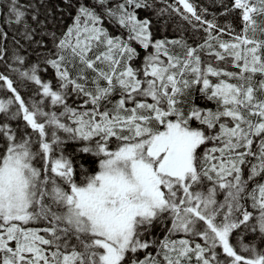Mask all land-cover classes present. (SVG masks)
Segmentation results:
<instances>
[{
    "label": "snow or ice",
    "instance_id": "snow-or-ice-1",
    "mask_svg": "<svg viewBox=\"0 0 264 264\" xmlns=\"http://www.w3.org/2000/svg\"><path fill=\"white\" fill-rule=\"evenodd\" d=\"M214 3L0 0V264H264V0Z\"/></svg>",
    "mask_w": 264,
    "mask_h": 264
},
{
    "label": "trees",
    "instance_id": "trees-1",
    "mask_svg": "<svg viewBox=\"0 0 264 264\" xmlns=\"http://www.w3.org/2000/svg\"><path fill=\"white\" fill-rule=\"evenodd\" d=\"M169 2L171 3L172 0H169ZM193 2L200 6V7H204L208 9V18L211 19V14L212 13H216L219 11V5L218 3H214V0H193ZM221 22H223V17H220ZM183 22L180 21V19L178 17L175 18V24L179 25L182 24ZM185 27H187V25H184ZM191 32V29H189V33ZM188 34V33H186ZM24 91H26V89H22V94L24 93ZM0 95H3V93H0Z\"/></svg>",
    "mask_w": 264,
    "mask_h": 264
}]
</instances>
